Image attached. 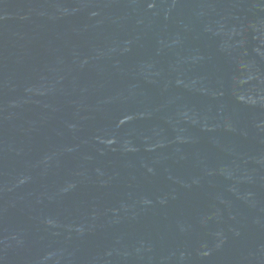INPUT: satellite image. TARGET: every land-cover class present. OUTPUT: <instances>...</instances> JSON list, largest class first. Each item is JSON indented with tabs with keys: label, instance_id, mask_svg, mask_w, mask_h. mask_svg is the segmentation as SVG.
Wrapping results in <instances>:
<instances>
[{
	"label": "water",
	"instance_id": "1",
	"mask_svg": "<svg viewBox=\"0 0 264 264\" xmlns=\"http://www.w3.org/2000/svg\"><path fill=\"white\" fill-rule=\"evenodd\" d=\"M0 264H264V0H0Z\"/></svg>",
	"mask_w": 264,
	"mask_h": 264
}]
</instances>
